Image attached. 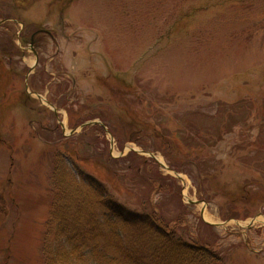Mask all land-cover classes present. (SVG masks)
Listing matches in <instances>:
<instances>
[{
    "label": "rangeland",
    "instance_id": "1",
    "mask_svg": "<svg viewBox=\"0 0 264 264\" xmlns=\"http://www.w3.org/2000/svg\"><path fill=\"white\" fill-rule=\"evenodd\" d=\"M0 49V264H46L60 154L223 264H264V0H0Z\"/></svg>",
    "mask_w": 264,
    "mask_h": 264
},
{
    "label": "trees",
    "instance_id": "2",
    "mask_svg": "<svg viewBox=\"0 0 264 264\" xmlns=\"http://www.w3.org/2000/svg\"><path fill=\"white\" fill-rule=\"evenodd\" d=\"M14 1L24 5L31 0ZM12 62V57L0 53V106L11 84L7 65ZM55 164L56 208L44 237L46 264H223L216 253L185 243L167 230L160 218L132 212L117 203L105 186L83 173L79 180L64 154ZM105 233L116 236L112 247L98 243L88 247L90 242L105 238Z\"/></svg>",
    "mask_w": 264,
    "mask_h": 264
},
{
    "label": "water",
    "instance_id": "3",
    "mask_svg": "<svg viewBox=\"0 0 264 264\" xmlns=\"http://www.w3.org/2000/svg\"><path fill=\"white\" fill-rule=\"evenodd\" d=\"M27 87H28V85H27ZM37 95V98L40 100V101H43L44 103H46V105L52 110V111H54L56 114L58 113V110L57 109H55L54 107H53V105H51L50 103H48L46 100H43V98H42V96L41 95H39V94H36ZM89 125H92V126H94V125H98V126H101L102 128H103V130H105L106 132H109V130L107 129V127H106V125L103 123V122H101V121H91V122H89V123H86V124H82L78 129L80 130V129H83L84 127H87V126H89ZM78 131L77 130H74V132L72 133V134H76ZM128 150H130L131 152H133V151H136L137 153H139L140 155H147V156H149L150 158H152L153 160L154 159H156V156H155V154H152V153H147V152H145V151H139V150H136V149H131V148H128ZM122 155H125V151H123L122 152V154H121V156ZM161 164V163H160ZM161 167L162 168H164L165 170L167 169V170H170L169 168H167L166 167V165H162L161 164ZM178 177H179V173H175ZM200 203V202H199Z\"/></svg>",
    "mask_w": 264,
    "mask_h": 264
},
{
    "label": "flooded vegetation",
    "instance_id": "4",
    "mask_svg": "<svg viewBox=\"0 0 264 264\" xmlns=\"http://www.w3.org/2000/svg\"><path fill=\"white\" fill-rule=\"evenodd\" d=\"M33 37V39H35L36 37L35 36H32Z\"/></svg>",
    "mask_w": 264,
    "mask_h": 264
}]
</instances>
